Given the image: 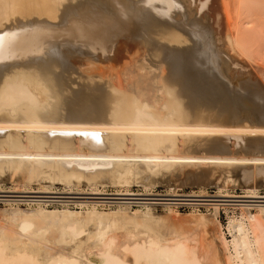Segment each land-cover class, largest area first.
<instances>
[{
  "label": "bare ground",
  "instance_id": "obj_1",
  "mask_svg": "<svg viewBox=\"0 0 264 264\" xmlns=\"http://www.w3.org/2000/svg\"><path fill=\"white\" fill-rule=\"evenodd\" d=\"M211 29L233 56L259 61L252 50L264 48V0H0V177L127 183L130 174L172 181L218 170L221 189L238 179L252 185L242 196H182L171 187L162 199L0 190L8 206L0 211V264H264L256 189L264 183V96L252 106L222 97L201 67L216 55ZM211 59L205 65L218 66ZM257 76L264 87V70ZM201 107L252 110L257 124L215 123ZM246 137L260 138L259 152H226ZM232 198L247 203L229 218L227 241L217 211ZM182 203L212 207L216 230L207 234L201 216L186 229L190 215L174 208ZM156 205L166 211L157 215Z\"/></svg>",
  "mask_w": 264,
  "mask_h": 264
},
{
  "label": "rangeland",
  "instance_id": "obj_2",
  "mask_svg": "<svg viewBox=\"0 0 264 264\" xmlns=\"http://www.w3.org/2000/svg\"><path fill=\"white\" fill-rule=\"evenodd\" d=\"M193 8L194 7L192 6L191 9H193ZM209 34L211 35L210 38H212L213 40H215L214 42H216V43L212 42V44L214 43L213 45L215 47V50H217V51H215L216 55H213L212 59L210 57L211 55H209V56L203 55V56H205V58L203 56H201V59L204 58L201 61V67H203L202 69L204 71L206 70L205 72L212 77L214 85L217 87V89H219L221 91L222 97L224 99L229 100L231 103H234V105L237 101L243 102L247 106H249V105L252 106V105L258 103L260 98L262 96H264L263 95L264 94V87L258 82V76H257L259 70H261V69L264 70V59H263L264 48L259 47L257 49H253L252 51L256 52L255 59H257L259 61H256L253 59L254 57H251V59L253 61L250 60L251 61L250 62L247 60L249 58H245V57L239 58L237 56H233V54H231L229 51L226 50V48H224L222 43H219V42L217 43L216 39L218 37H220V35L218 36L216 34V31H214V29H211ZM190 41H191L190 45L193 46L194 45L193 43H195L196 39H195V41H193V39H190ZM219 45H221V46H219ZM217 47H219V48L217 49ZM258 49L260 52L257 51ZM254 52H252V55ZM206 58H208V59H206ZM209 58L211 59L210 62H213V61L219 62L218 66H217V63H215V64L209 63V65L212 64L211 66H213V64H214L213 68L211 69L209 65H207V64L205 65V62L206 63L209 62L208 61ZM219 58H221V59H219ZM216 59H218V60H216ZM233 59H234V61H236V63L233 61ZM247 61L250 63H248ZM237 62L239 64H237ZM252 62H254V63H252ZM230 63H232V64H230ZM256 64H260V65H256ZM79 65L80 66L77 65L79 68L82 67L81 66L82 64H79ZM248 65H249V67H248ZM215 66H216V68H218L220 66L219 67L220 70L214 68ZM242 66H244V67H242ZM250 66L252 68H250ZM261 66L263 68H261ZM255 67L258 69L256 70ZM210 71H212V72H210ZM218 72H220V73L218 74ZM216 74L220 77L221 80L217 77ZM256 76H257V78H256ZM248 91L250 92V94L247 93ZM226 95H228V97ZM259 96H261V97H259ZM252 97H253V99H252ZM255 98H257V99H255ZM256 100H257V102H256ZM202 108L205 111H202L201 110ZM206 110H207V112H206ZM198 111L203 112V114L205 112L206 114H204L205 116L204 115L203 116L206 118V120L209 119V121H212L215 123H220V122L224 123L227 120H235V118H236L239 121L238 123H235L236 125L253 126V124L254 125L257 124L256 123V114L253 113L252 110H248L249 114L241 113V110H240V112H238V115H232V114H230L229 110L219 109L218 107H201ZM210 113H212V114H210ZM208 117H211V118H208ZM232 124L230 123L228 125H232ZM258 139H260V138H258V137H246L245 142L243 144L237 146V147H232L230 144H228L226 146L227 147L226 152L229 154H232L234 156L236 155L237 157L238 156H240V157L252 156V154H256L257 152H259V149H256L255 144H253V143L259 141ZM231 148H233V149H231ZM219 173H220V171L215 170V171H211V172L206 171V173L205 172L204 173L197 172V173H194L191 175L185 174V175H182L181 177H179L177 179L174 178L175 180L172 179V181H166L165 179H158V180L154 181L153 178L145 179L146 180L145 181L144 179H141L142 177H145V174H144V176H142L143 174H141V173H140V175L138 174V176H136V174L135 175L130 174L129 175L130 179L127 181V183H124L123 180L120 178H115L112 181H108L107 179H100L99 181L97 180V181L91 182V181H89L83 177H77V176L72 177L71 179H73V180L70 179V180H66V181H60L62 183L58 182L59 180H62V179H58V180H56V179H54V180L53 179L52 180L30 179L32 181H30L29 179H26L24 181H20L19 179H21V175H14L15 178L13 176L10 177L7 175H3L0 177V190L5 191V192H7V191H18V192L48 191V192H54V193L55 192L56 193H62V192L64 193V192L72 191V192L83 193V192H92L91 190L95 189V190H98V192L108 194L109 197H116L113 194L128 193V194H133V195H140L139 198L149 199V197H150V199H153V198L154 199H156V198L162 199L164 197H162L161 195L169 193L171 190V187H173L172 189H175L177 191V194L182 195V196H184V195L185 196H193V195L197 196V195H202V192L209 195V196L220 195L219 192H222L221 193L222 195L242 196V195H246L245 188H251L252 187V185L246 184L242 180L238 179L237 185L232 186V184L230 183L231 185L227 184V185H229L228 187L226 186V188L224 187L221 189V185L217 184V180L219 178ZM133 176H136V177L134 178ZM231 177H232L231 179H235L236 175L233 174ZM55 181H57L58 183ZM73 181H75V182H73ZM118 181H121V182H118ZM150 181H152L153 183ZM68 182H71V184L69 185ZM76 182H79L80 184L76 183ZM134 182H136V183H134ZM67 183H68V185H67ZM119 184H120V186H119ZM125 184H127V185H125ZM124 186L125 187L128 186L127 189ZM256 189H257L258 194L260 196H264V183H261V182L258 183L256 185ZM125 190H127V191H125ZM148 193L149 194H157L160 196H141V194L146 195ZM0 194H3V193H0ZM34 195L41 196L42 194H34ZM49 195L47 197H51V196L52 197H59V194H49ZM3 196H5V195H3ZM133 197L136 198L138 196H132V198ZM1 199L2 198H0V200ZM48 199L54 200V199H59V198H48ZM191 199H194V198H191ZM195 199L201 200L199 198H195ZM207 200H212V198H209ZM213 200H215V199L213 198ZM217 200H219V199H217ZM221 200H224V199H221ZM231 200L227 199L228 202H225L226 203L225 205H227V206H221L219 208V210L217 211V218L221 224L222 231H223L227 241H231V239H232L231 234L228 233V231H227L229 218H231L233 216H237L239 218L241 215V211H240L238 204L239 203H247V202H241V201H247L244 198H232ZM129 201H134V200H129ZM203 203H206V202H203ZM54 207H56V208H54ZM19 208H20V210H26L27 206L22 205V206H19ZM33 208H35V207H33ZM108 208L109 207H99V210L104 209V211H107ZM174 208H176L175 211L177 210V212H179V213H182L185 215H190L189 219L185 221L186 223L183 222L185 224L184 227H186V229L190 230L189 228H194V224L198 222V216L199 217L201 216L207 220V221H205V219H204V222H205L204 223V226H205L204 231L207 234L211 235V232H213V230H216V227H214L216 225L213 226V225H210V223H208L213 218L214 210L212 207H209V208L207 206L204 207L203 204L198 205V207H197V206H191L187 203H182V204L176 205ZM6 209H8V206L6 205V203L0 201V211L2 212V210L4 211ZM46 210H48V211L60 210L61 211L63 209H62V207H59V206H49L46 208ZM70 210L73 212L74 211H77V212L80 211L79 209H77L75 207L73 208V206H71ZM154 211L157 215H160L166 211V208H164L162 205H156L154 208ZM253 212L255 213V211H253ZM191 215L194 217H191ZM0 219H1V215H0ZM192 219H194V220H192ZM168 220L171 221V218H169ZM168 220H166V222H165V220L164 221L162 220L161 222H162V224L164 223L163 225L166 226V224L169 225L172 223V221L169 222ZM0 221H2V219ZM208 232H210V233H208ZM210 235H208V236H210Z\"/></svg>",
  "mask_w": 264,
  "mask_h": 264
}]
</instances>
